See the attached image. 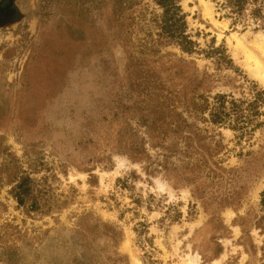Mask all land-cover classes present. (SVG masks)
<instances>
[{"label":"rangeland","instance_id":"obj_1","mask_svg":"<svg viewBox=\"0 0 264 264\" xmlns=\"http://www.w3.org/2000/svg\"><path fill=\"white\" fill-rule=\"evenodd\" d=\"M206 1L188 52L155 0H0V264H264V115L210 118L264 90L236 39L260 55L264 0Z\"/></svg>","mask_w":264,"mask_h":264},{"label":"trees","instance_id":"obj_2","mask_svg":"<svg viewBox=\"0 0 264 264\" xmlns=\"http://www.w3.org/2000/svg\"><path fill=\"white\" fill-rule=\"evenodd\" d=\"M155 1L162 8L160 23L161 33L169 37L170 41L178 42L182 49L189 52L191 48L187 47V44L191 43V41L185 33V15L181 11L178 0ZM249 1L255 2L257 0H224L221 5H227L231 12L240 13ZM252 12L260 15L264 25V15L261 13V8L257 7ZM219 56L220 60L228 62L226 54L221 52ZM215 99L216 104L212 106L210 110V118L214 123H222L230 117H233L235 121L232 128L242 129L244 124L253 122L254 118L259 114L264 115V110H259L260 105L264 106L263 89L256 91L253 94V97L245 102L233 98L232 95L228 96L224 93L215 95ZM30 185V179L28 177H23L15 186L14 197L18 204L22 205L28 198L32 199ZM33 203H35V200H33ZM261 205L264 211V191L261 193ZM260 221H264V215L261 217ZM252 248L255 249V246L252 245ZM261 249L264 252L263 246Z\"/></svg>","mask_w":264,"mask_h":264},{"label":"bare ground","instance_id":"obj_3","mask_svg":"<svg viewBox=\"0 0 264 264\" xmlns=\"http://www.w3.org/2000/svg\"><path fill=\"white\" fill-rule=\"evenodd\" d=\"M200 2L205 6V11L210 15L208 2L206 0H200ZM213 21H216L213 19ZM237 39V50L238 52L242 51L245 57V60L247 62V66L251 73L256 77L260 82L264 84V33H257L255 39L253 40V46L260 52V55H258L256 52H254L252 49L247 47L244 40L242 38H236ZM226 132H230L229 129H224ZM119 166H121L124 162V159H119ZM105 173V172H104ZM104 173L101 174V180L103 179ZM114 174L118 173V168L115 169L113 172ZM159 187H162L166 189L170 195H173V189L167 185L165 182L158 181ZM259 186L255 188L254 196L256 197L258 195ZM224 215L227 218H230L233 211L229 208H227L224 212ZM234 228H237L234 226ZM125 246H127V242L125 243ZM140 260L134 256L131 259V264H140ZM186 264H200L199 263V254L196 253L194 256L188 255V259L186 260ZM213 264H221L220 259H215L213 261Z\"/></svg>","mask_w":264,"mask_h":264}]
</instances>
